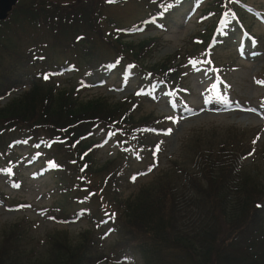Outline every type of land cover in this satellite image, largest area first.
<instances>
[{
    "label": "trees",
    "instance_id": "1",
    "mask_svg": "<svg viewBox=\"0 0 264 264\" xmlns=\"http://www.w3.org/2000/svg\"><path fill=\"white\" fill-rule=\"evenodd\" d=\"M71 1L74 0L47 5L45 0H20L11 16L0 21V84L3 86L17 85L33 66L54 64L56 57L66 62L69 57L77 63L85 60V66H90L74 90L56 88L51 84L54 77L48 80L42 74L38 80L32 78L30 90L0 107V152L14 156V146L24 143L22 140H31L39 142L38 148L47 145L42 148L47 152L43 162L64 169L67 166L61 162L68 160L70 167L74 162L80 169L87 170L89 166L94 175L97 165L93 147L100 131L118 135L124 144L135 149L140 160L141 154L144 156L150 152V146L157 144L155 130L164 128L169 118L156 115L155 110H146V96L132 94L119 100L108 96L82 97L81 83L87 82V77L116 76L117 67L125 73L126 66L131 65L142 83L165 85L179 102L185 100L186 69L183 59L177 63L175 54L151 62L157 47L152 39L123 42L121 37L130 33H115L113 37H108L105 31L101 33L95 4H90L93 9L88 7L85 12L81 8L74 10L68 5ZM98 1L101 0L91 2ZM174 1L149 0L146 4L161 29L163 21L178 9L179 5L171 4ZM232 1L227 5L226 0H207L205 10L234 16L237 13L252 30L242 11L254 15L240 6L229 5ZM258 10L264 19V10ZM90 12L95 19L93 24L85 20ZM10 20L16 25L33 27L41 51L46 49V59L41 55L34 60L20 57L16 40L19 33L11 32ZM257 20L251 18L253 24L264 25ZM237 26L234 21L226 35L217 37L223 40V45L235 40ZM254 35L260 45V36ZM204 37L208 39L207 34ZM5 39L12 42L11 46L3 44ZM219 46L213 44L211 54ZM97 61L104 62L97 64ZM76 72L82 73L79 68ZM232 131L237 140L232 141L230 132H226L227 140L216 149L198 138L185 143L182 148L185 156L170 158L168 167L159 169L132 192L126 194L119 186L113 188L104 212L117 215L115 222L125 235V243H116L113 248L121 245L120 248L127 245L137 248L144 264H264V185L259 175L243 164L244 157L256 152V134L247 138L234 128ZM204 145L212 146L208 149ZM127 160L130 162L129 157ZM117 167L109 161L104 167V183L92 190L107 189L111 183H117L116 179L112 182L117 177ZM76 198L77 195L72 200ZM69 204L72 208L78 206ZM24 221L21 218L10 225L0 239V264H110L113 259L99 248L104 236L101 227L82 232L81 239L74 243L68 239L66 230L50 232L46 257L35 259V239L24 227Z\"/></svg>",
    "mask_w": 264,
    "mask_h": 264
},
{
    "label": "rangeland",
    "instance_id": "2",
    "mask_svg": "<svg viewBox=\"0 0 264 264\" xmlns=\"http://www.w3.org/2000/svg\"><path fill=\"white\" fill-rule=\"evenodd\" d=\"M91 1L83 0L78 3L74 0L68 5L74 10L81 8L85 12L88 7H94L101 33L107 32L108 37H113L115 33L127 32L130 35L121 37L123 42H140L147 38L155 41L157 47L154 46L156 51L151 62L173 54L178 57L177 63H181L183 59L184 70L186 69L183 83L186 99L172 105L176 97L170 94L166 86H156V90H150L151 85L142 83L139 73L133 69L124 73V69L117 67L116 76L103 74L93 79L87 77V82L81 83L84 90L79 92L86 98L108 96L119 100L127 95H138L139 90H143L146 94L144 96L147 97L144 108L155 110L156 115L169 118L168 124L164 126L168 130L167 133L156 134L154 139L158 141L157 144L150 146V152L144 156L141 154L142 159L138 160L139 154L133 147L124 144L118 135L100 131L93 147L94 162L97 165L94 175L89 166L87 170L84 167L80 169L79 164L74 162L70 167L68 160L63 159L61 162L67 166L64 169L55 163L43 162L47 152L44 153L42 148L47 145L43 144L42 148H38L39 142L31 140H22L24 143L14 146V156L0 152V239L10 225L22 218L25 220L24 227L35 239V259L39 260L46 257L47 235L50 232L66 230L68 239H72L74 243L81 239L82 232L94 231L96 227H101L104 236L99 242V248L105 251L107 256L113 257L110 264H144L137 248L128 245L126 248H120L123 245L113 248L116 243H125V235L115 222L117 215L109 211H105L107 214L104 212V206L107 208L109 202L108 195H111L113 188L119 186L126 194L134 191L159 169L168 167L170 158L181 154L185 156L182 149L184 144L190 140L194 141L195 138L205 144H212L214 149L227 140L226 132H230L231 140L235 141L237 139L233 138V128L238 134H245L247 138L256 134V152L244 157L243 164L254 175H259L264 185V26L253 24L257 20L256 15H246L242 11L243 18L252 27V33L260 36L261 44L254 46L247 41L246 47L240 45L241 31L238 29L235 40L229 42V45L228 42L223 45V40L218 39L216 44L221 46L211 54L206 49L212 35H217L215 32L224 11L207 12V0H179L178 3V0H175L171 4L179 5L176 6L178 9L163 21V29L160 23L155 22L150 7L146 5L149 0ZM228 1L226 0L227 5ZM45 2L47 5L62 3L61 0ZM243 2L251 7L253 11L249 8L250 12L264 10V0ZM229 5L238 6L233 1L229 2ZM247 5H242L246 8H243L244 11L247 10ZM92 15L93 12L88 13L89 17H85V20L92 21L93 24L95 19ZM251 18L254 21L251 22ZM230 20L229 14L223 15V24L218 33L224 31L226 35L230 29ZM8 27L14 34L16 31L19 33L15 38L19 42L17 45L20 57L34 60L35 56L41 55L40 57L46 59V49L41 51V45L33 36L35 34L32 26L16 25L10 20ZM205 34L208 36L207 40ZM3 44L11 46L12 42L5 39ZM197 45L201 47L196 48ZM54 60L57 61L54 64L33 66L13 87L0 84V107H4L12 97L27 91L32 78L38 80L42 74L44 78L50 77L54 71L58 73L54 80H51L52 85L59 89L74 90L75 86L80 84L86 68L90 67L85 66V60L77 63L72 57L66 59L69 62L58 57ZM101 62L104 61H97V64ZM211 63L214 66H211ZM66 65L70 68L65 69ZM78 68L82 73L76 72ZM9 76L8 73L7 77ZM219 77L226 83L222 84ZM99 80L104 83L98 82ZM234 106L242 109L232 110ZM212 145H204V148L209 149ZM109 161L118 166L117 177L112 179V182L116 179L117 183H111L107 189L101 187L103 189L94 192L92 188L104 183V167ZM75 195L78 198L73 201ZM69 203H76L78 206L72 208Z\"/></svg>",
    "mask_w": 264,
    "mask_h": 264
},
{
    "label": "water",
    "instance_id": "3",
    "mask_svg": "<svg viewBox=\"0 0 264 264\" xmlns=\"http://www.w3.org/2000/svg\"><path fill=\"white\" fill-rule=\"evenodd\" d=\"M19 0H0V20L4 21L8 18L10 12L18 4Z\"/></svg>",
    "mask_w": 264,
    "mask_h": 264
},
{
    "label": "snow or ice",
    "instance_id": "4",
    "mask_svg": "<svg viewBox=\"0 0 264 264\" xmlns=\"http://www.w3.org/2000/svg\"><path fill=\"white\" fill-rule=\"evenodd\" d=\"M109 2H113V0H109ZM47 78H48V77L45 76V79H47ZM249 111H254V110L249 109Z\"/></svg>",
    "mask_w": 264,
    "mask_h": 264
}]
</instances>
